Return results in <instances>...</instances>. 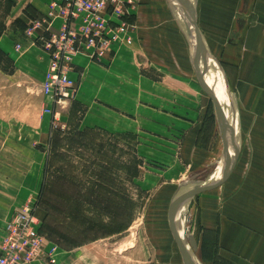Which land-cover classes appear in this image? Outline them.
I'll list each match as a JSON object with an SVG mask.
<instances>
[{
	"label": "rangeland",
	"instance_id": "rangeland-1",
	"mask_svg": "<svg viewBox=\"0 0 264 264\" xmlns=\"http://www.w3.org/2000/svg\"><path fill=\"white\" fill-rule=\"evenodd\" d=\"M122 1L123 15L112 16L111 24L121 20L126 27L132 24L128 28L132 39H119L98 55L82 47L67 59L65 68L70 67L68 74L76 83L72 94L59 103L42 89L50 65L48 70L41 65L45 55L51 63L56 49L46 44L58 38L60 26L53 34L44 27L35 28L43 30L39 34L32 25L25 27V35L39 39L36 44L42 50L27 55L31 59L24 64L26 74L17 73L0 44V243L14 214L28 206L59 251L70 250L74 258L68 264H185L169 224L170 202L181 188L218 177L229 162L233 168L220 185L180 197L182 238L200 264H217L212 241L206 242L199 223L197 200L204 195L225 196L249 175L250 165L258 166L264 158V115L259 108L225 98L228 92L218 87L213 64L202 52L207 49L221 65L214 50L229 28L230 19L224 17L237 15V4L231 10L192 0L200 63L212 88L232 106L236 132L230 136L217 103L195 74L191 19L183 4ZM12 5V0H0V34L7 28L6 14ZM26 10L31 13L29 7ZM211 13L218 18L211 19ZM206 22L209 27H204ZM181 37L188 43V64L180 60ZM14 49L18 53L20 45L15 43ZM118 57L126 71L123 81L116 79ZM135 66L141 76L131 75ZM175 66L195 77L203 97L201 108L188 106L187 113L179 105L183 99L189 103L194 99L190 83L187 93L180 94L163 82V77L173 80L167 70ZM174 111L187 113L190 122L170 123L168 116ZM229 151H234L233 157ZM256 169L259 172V166ZM106 197L123 207L127 199L129 215L113 218L108 208L117 205L111 201L108 206Z\"/></svg>",
	"mask_w": 264,
	"mask_h": 264
},
{
	"label": "crops",
	"instance_id": "crops-1",
	"mask_svg": "<svg viewBox=\"0 0 264 264\" xmlns=\"http://www.w3.org/2000/svg\"><path fill=\"white\" fill-rule=\"evenodd\" d=\"M12 1L14 5L6 14L7 28L0 34V44L11 56L17 73L26 74L24 64L31 59L27 58V55L33 50L37 49L39 52L42 50L36 44L39 39L25 35V27L28 25L30 27L36 20L44 19L52 0ZM207 4L214 8L225 6L231 10L232 5L237 4V15L227 14L224 17L230 19L229 28L223 34L224 39L219 41L217 49L214 50L220 58L221 65L217 64L207 49L202 50L206 62L213 64L212 69L216 73L218 87L228 92V96L225 97L228 101L233 100L235 104H243L250 109L259 108L264 115V0H207ZM26 7H29L31 13ZM212 18H218V15L213 13ZM61 22L59 17L52 18V28L59 27ZM204 27H209L207 22ZM34 32L39 34L43 31L35 29ZM37 34H35L36 38H38ZM166 37L164 38L167 39ZM15 43L20 45L21 53L20 51L15 53L17 52L14 49ZM134 46L136 49L137 44L135 43ZM179 53L180 60L183 59V62L188 64V61L190 62L188 43L182 37L179 41ZM117 60L116 79L123 81L126 71L120 57ZM173 60H176L174 54ZM49 65V55L42 56L41 66H45L48 70ZM89 66L92 67L91 64ZM82 68L84 73H87L86 65ZM183 70L176 66L167 70L173 75V80L166 81V77H163V82L171 87L172 93L178 91L180 94L187 93L190 83L192 87L190 92L194 95V99L191 103L183 99L184 102L179 104L188 113V106L193 109L203 106V97L193 74ZM135 73L141 76L136 66L132 68L131 75ZM43 74L41 73V79ZM71 78L76 81L75 77L71 76ZM172 101L175 107V100ZM185 112H171L168 116L169 122L177 123V119H180L189 123V115ZM258 166L259 172L256 169ZM258 166L250 165L252 169L249 175L245 174L243 181L229 188L225 196L204 195L197 200L199 223L207 237L206 242L212 241L217 264H264V158L263 163H259ZM210 236L213 237L212 240ZM73 258L70 250L61 252L57 249L55 264H68V260Z\"/></svg>",
	"mask_w": 264,
	"mask_h": 264
},
{
	"label": "built area",
	"instance_id": "built-area-1",
	"mask_svg": "<svg viewBox=\"0 0 264 264\" xmlns=\"http://www.w3.org/2000/svg\"><path fill=\"white\" fill-rule=\"evenodd\" d=\"M122 0H52L46 19L33 22L32 27L43 28L51 34L54 17L61 18L58 38L50 39L46 47L54 46L50 69L42 89L50 94L55 103L72 94L76 81L65 68L66 60L80 48L92 49V54H101L111 43L130 41L124 21L111 24V17H121ZM43 31V30H42ZM30 33V32H29ZM53 57V58H52ZM40 220L32 207L24 206L14 214L3 230L0 243V264H55L58 245L39 232Z\"/></svg>",
	"mask_w": 264,
	"mask_h": 264
},
{
	"label": "water",
	"instance_id": "water-1",
	"mask_svg": "<svg viewBox=\"0 0 264 264\" xmlns=\"http://www.w3.org/2000/svg\"><path fill=\"white\" fill-rule=\"evenodd\" d=\"M183 4H185L186 10L189 12L190 9L188 7V5L186 4L185 0H180ZM190 19L194 20L193 15L190 13ZM197 36H198V40H197V47H196V51L195 54L192 58V64L195 70V74L199 80L200 86L201 88L206 92L211 94V96L214 98L215 102L217 103V106L220 109H223V105L222 103L219 101V99L217 98V96L215 95V93L212 91L211 87L208 85V83L206 82L205 78L203 77V74L201 72V69L199 67V56H200V52H201V43H200V37H199V33L197 31ZM231 130V125L230 123H228L227 125V131L230 132ZM230 136H232L231 132L229 134ZM233 168V163L229 165L228 164L225 166L224 170L222 171L221 175L218 177V179H215L213 181H208V182H203V183H199V184H193L191 185L189 188L186 189V191L184 193H182L181 195H179L178 198L185 196L187 194H190L192 192H196V191H201V190H206V189H210L212 187L218 186L220 185L223 181H225V179L227 178L228 174L230 173V170ZM174 202V198L171 200L170 202V208H169V224H170V228L171 231L177 241V244L179 246V251L183 257V260L185 262V264H199V262H197L195 259H192L189 257L187 250L185 248V245L183 243V241H181L177 234L175 233L176 231L174 230L173 226H172V204Z\"/></svg>",
	"mask_w": 264,
	"mask_h": 264
},
{
	"label": "bare ground",
	"instance_id": "bare-ground-1",
	"mask_svg": "<svg viewBox=\"0 0 264 264\" xmlns=\"http://www.w3.org/2000/svg\"><path fill=\"white\" fill-rule=\"evenodd\" d=\"M180 1V0H179ZM186 1V4L188 5V7H189V9H190V11L188 12L187 10H186V7H185V4H183L181 1V3L183 4V6H184V8H185V13H186V15H188V16H190V13L193 15V2H192V0H185ZM193 18H194V20H192L191 19V21L189 22V25H190V33H191V43H190V48H191V56H192V58H193V56H194V54H195V51H196V47H197V38H198V36H197V31H198V26H197V24H196V21H195V17H194V15H193ZM200 43H201V41H200ZM199 67H200V69H201V72H202V74H203V77L205 78V80H206V82L208 83V85L211 87V89H212V91L215 93V95L217 96V98L219 99V101L222 103V105H223V109H220L219 110V117H220V119H222V123H223V127H224V129L227 131V125H228V123H230V125H231V130H230V132H231V134L233 135L235 132H236V130L234 129V127H233V118H232V116H233V113H232V107L230 106V105H228V104H226L224 101H223V97L221 96V94H218L213 88H212V86H211V84H210V82H209V80H208V77H207V74H206V72H205V69L203 68V66L201 65V63H200V56H199ZM209 96H211V94H209V93H207ZM212 97V96H211ZM228 132V134H230V132L229 131H227ZM230 141H231V139H230ZM232 142H233V139H232ZM231 155V157H233L234 156V151H229V156ZM221 175V174H220ZM219 175V176H220ZM218 176V177H219ZM218 177H216V178H214L213 180H215V179H218ZM213 180H211V181H213ZM186 191V189H184V188H181L180 189V192L174 197V202H173V204H172V226H173V228H174V230L176 231L175 233L177 234V236H178V238L181 240V241H183V243H184V245H185V248H186V250H187V253H188V255H189V257L190 258H192V259H194V255L192 254V252L189 250V247L186 245V243H185V241H184V239L182 238V234L180 233V228H179V223H180V220H181V217H180V214H181V202H180V199L181 198H178L179 197V195H181L182 193H184ZM196 258V257H195ZM197 262H199L198 261V259L196 258L195 259ZM200 264V263H199Z\"/></svg>",
	"mask_w": 264,
	"mask_h": 264
},
{
	"label": "trees",
	"instance_id": "trees-1",
	"mask_svg": "<svg viewBox=\"0 0 264 264\" xmlns=\"http://www.w3.org/2000/svg\"><path fill=\"white\" fill-rule=\"evenodd\" d=\"M106 193H110V191H107ZM112 193V192H111ZM69 194H68V192H67V196H68ZM107 198H109V197H106L105 198V200L107 201V203H108V206H111V201L112 200H110V199H107ZM63 200V199H62ZM61 200V202H63ZM125 206L123 207V206H119V205H117V203H114L113 201H112V204H114L116 207L115 208H108L109 210H110V214L112 215V217L114 218V217H119L120 219H124V217H125V215L127 216V215H129V211H128V208H127V203H128V201H127V199H125ZM67 213H68V215L70 214V215H73L71 212H70V210L69 209H67ZM124 226V224H122V225H120V226H118L116 229H121L122 227ZM39 232H41L42 234H44V232H43V229H42V227H41V224H40V227H39ZM45 235V234H44ZM46 236V235H45ZM50 241H53V240H51L50 238H48ZM53 242H55V241H53ZM57 245H58V243H57ZM59 246V245H58Z\"/></svg>",
	"mask_w": 264,
	"mask_h": 264
}]
</instances>
